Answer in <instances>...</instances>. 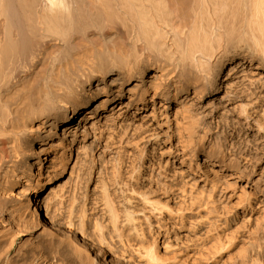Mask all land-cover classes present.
<instances>
[{
  "label": "bare ground",
  "instance_id": "1",
  "mask_svg": "<svg viewBox=\"0 0 264 264\" xmlns=\"http://www.w3.org/2000/svg\"><path fill=\"white\" fill-rule=\"evenodd\" d=\"M263 128L264 0H0V264H264Z\"/></svg>",
  "mask_w": 264,
  "mask_h": 264
},
{
  "label": "rangeland",
  "instance_id": "2",
  "mask_svg": "<svg viewBox=\"0 0 264 264\" xmlns=\"http://www.w3.org/2000/svg\"><path fill=\"white\" fill-rule=\"evenodd\" d=\"M204 105H205V103H204ZM208 109H209V107H207ZM208 120H210V119H208ZM225 132V131H224ZM250 132H253V133H256L257 132V130H252V131H250ZM227 133V132H226ZM259 134L261 135V136H263L264 137V128H263V130L262 131H259ZM224 138V137H223ZM250 148V147H249ZM250 149H254V147H252V148H250ZM254 151V150H253ZM260 156V157H259ZM259 158V159H258ZM258 158H257V160L255 159L254 160V162H252L251 163V165H250V172H251V174H249L248 173V175H250L251 177L250 178H253V177H256L255 176V174H258L259 172L261 173V172H264V155H261L260 154V152L258 153ZM257 161V162H256ZM261 170H263V171H261ZM246 177H247V175H246ZM246 177H243L244 179L246 178ZM256 216V215H255ZM259 218V219H258ZM261 217H259V216H256V217H254L253 218V220H252V222H251V224L253 223V226L251 227V225L250 226H248V228H251V229H253V228H255V225L257 224V223H259L260 222V224L261 225H264L263 223H264V220H263V218H262V220L260 219ZM255 219H257V221L255 220ZM256 221V223H254L255 221ZM263 221V222H262ZM262 227H264V226H262ZM247 228V232H246V235H248V234H250V235H248L247 237H246V240H248V241H250V239L252 238H254L255 236H256V229H253V230H251V229H248ZM257 228V227H256ZM249 230V231H248ZM251 230V231H250ZM255 233H254V232ZM254 235V236H253ZM250 236V237H249ZM253 236V237H252Z\"/></svg>",
  "mask_w": 264,
  "mask_h": 264
}]
</instances>
